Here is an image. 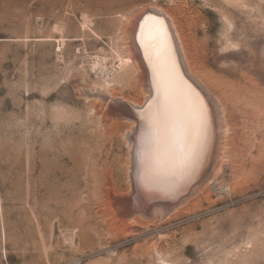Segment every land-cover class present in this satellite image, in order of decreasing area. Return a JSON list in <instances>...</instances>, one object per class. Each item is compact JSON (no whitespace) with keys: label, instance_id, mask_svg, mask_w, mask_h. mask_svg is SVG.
I'll return each mask as SVG.
<instances>
[{"label":"rangeland","instance_id":"obj_1","mask_svg":"<svg viewBox=\"0 0 264 264\" xmlns=\"http://www.w3.org/2000/svg\"><path fill=\"white\" fill-rule=\"evenodd\" d=\"M156 7L228 132L203 192L129 231L107 193L133 198L130 123L107 107L143 98L124 28ZM0 264H264V0H0Z\"/></svg>","mask_w":264,"mask_h":264},{"label":"bare ground","instance_id":"obj_2","mask_svg":"<svg viewBox=\"0 0 264 264\" xmlns=\"http://www.w3.org/2000/svg\"><path fill=\"white\" fill-rule=\"evenodd\" d=\"M156 20L163 23L167 33L163 44L152 39L150 26ZM124 29L126 51L140 74L137 85L143 98L140 102H131L133 105L128 104L126 98L118 100L116 105L121 109L108 106L107 122L110 129L117 121L130 123L127 133L123 134L129 146L128 176L131 188L129 194L133 193L135 184L141 196L135 194L133 198L127 199L126 196L122 197L112 190H107L106 199L115 219L120 220L128 230H134L140 225V218L152 219L147 220L149 222H145L144 225L148 223L154 225L165 220L174 209L185 203L190 196L200 193L217 176L223 163L228 124L219 96L196 73L189 61L188 54L191 53L194 54L196 62L204 61L203 52L197 45L198 41L196 42L194 38L192 48L188 46L173 13L160 7L143 9L128 18V26ZM125 62L120 58L118 68ZM108 86L109 82L105 81L104 87ZM165 89L168 132L175 127L180 131L179 139H170L168 135L158 134L152 124L157 107L165 106ZM238 91L239 88H230L232 95ZM110 96L114 101L117 99L113 95ZM197 109L203 112L206 119V137L201 140L202 148L198 159L191 166L182 168L176 164V158L186 146L196 140ZM186 127H190L187 143L184 135ZM190 190L189 197L185 198L184 194ZM140 198L143 203L156 198L175 199L177 203L169 202L168 206L158 202L150 204L148 213L145 210L147 213L145 216L144 211L136 209L139 211L136 213L137 211L131 210L132 207H139Z\"/></svg>","mask_w":264,"mask_h":264},{"label":"snow or ice","instance_id":"obj_3","mask_svg":"<svg viewBox=\"0 0 264 264\" xmlns=\"http://www.w3.org/2000/svg\"><path fill=\"white\" fill-rule=\"evenodd\" d=\"M151 19V18H150ZM152 32V39L159 40L161 44L166 40L167 33L164 29V25L161 21L156 20L150 26ZM141 39L144 40V26L141 28ZM150 45H146L148 47ZM167 106V90L165 89V106L157 107V111L152 118L153 127L157 130L158 134L168 135L170 139H179L180 131L173 127L171 132H168V113L166 110ZM196 121V140L190 145L186 146L183 151L176 158V164L179 167L186 168L191 166L197 159L202 148L201 140L206 137L207 127L206 119L202 111L196 110L195 112ZM190 133V127L184 129L185 143H187Z\"/></svg>","mask_w":264,"mask_h":264},{"label":"water","instance_id":"obj_4","mask_svg":"<svg viewBox=\"0 0 264 264\" xmlns=\"http://www.w3.org/2000/svg\"><path fill=\"white\" fill-rule=\"evenodd\" d=\"M138 188H136V186H135V184L133 185V193L131 194L133 197H134V195L135 194H138V195H140L139 194V192H138V190H137ZM141 196V195H140ZM140 204H138L139 205V207H137V210H139V211H144L145 212V207L146 206H149L150 207V204H153V203H155V202H158V203H161V204H165V205H169V202L170 203H177L176 202V200L175 199H173V200H167V199H159V198H156V199H148V201L147 202H141V198H140ZM171 206V205H170Z\"/></svg>","mask_w":264,"mask_h":264}]
</instances>
